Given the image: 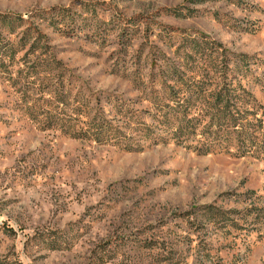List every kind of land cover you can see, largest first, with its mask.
<instances>
[{
  "label": "rangeland",
  "instance_id": "1",
  "mask_svg": "<svg viewBox=\"0 0 264 264\" xmlns=\"http://www.w3.org/2000/svg\"><path fill=\"white\" fill-rule=\"evenodd\" d=\"M234 65L264 106V0H0V264H264V159L137 131L174 75Z\"/></svg>",
  "mask_w": 264,
  "mask_h": 264
},
{
  "label": "trees",
  "instance_id": "2",
  "mask_svg": "<svg viewBox=\"0 0 264 264\" xmlns=\"http://www.w3.org/2000/svg\"><path fill=\"white\" fill-rule=\"evenodd\" d=\"M95 10L85 8L83 12L95 14ZM76 13L59 9L46 21L53 28L64 25L68 31H73V24H78L77 17H80ZM9 19L7 15L1 16V23H7ZM81 22L85 28L90 23L83 18ZM97 23L94 26L96 29L102 25L99 20ZM244 66L234 65L233 69L213 67L207 69L199 80L188 81L174 75L172 80H176V86L161 85L165 97L157 99L160 104L153 119L161 133L143 124H139L138 128L137 123V131H140L143 140L156 146L173 143L201 155L224 153L235 158L264 159V106L242 84ZM210 74H213L216 83L208 80ZM164 76L170 77L168 73ZM251 77L259 81L253 75ZM152 93L156 98L160 97L156 89ZM84 122L86 136L88 129L93 130L98 141L110 134H118L116 126L102 115L99 119L94 118L89 125L87 118ZM122 138L126 142L131 141L125 135Z\"/></svg>",
  "mask_w": 264,
  "mask_h": 264
}]
</instances>
